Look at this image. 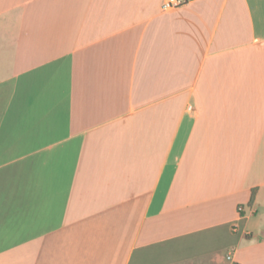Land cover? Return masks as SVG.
Segmentation results:
<instances>
[{
	"label": "crops",
	"instance_id": "0c3cea01",
	"mask_svg": "<svg viewBox=\"0 0 264 264\" xmlns=\"http://www.w3.org/2000/svg\"><path fill=\"white\" fill-rule=\"evenodd\" d=\"M167 1L0 0V264H264V0Z\"/></svg>",
	"mask_w": 264,
	"mask_h": 264
},
{
	"label": "built area",
	"instance_id": "2783aa9c",
	"mask_svg": "<svg viewBox=\"0 0 264 264\" xmlns=\"http://www.w3.org/2000/svg\"><path fill=\"white\" fill-rule=\"evenodd\" d=\"M184 3H186V0H168L167 3L164 5V8L175 9Z\"/></svg>",
	"mask_w": 264,
	"mask_h": 264
},
{
	"label": "trees",
	"instance_id": "16d2710c",
	"mask_svg": "<svg viewBox=\"0 0 264 264\" xmlns=\"http://www.w3.org/2000/svg\"><path fill=\"white\" fill-rule=\"evenodd\" d=\"M255 197H256V191L254 190L252 192V195H251V199H250V202H249V206H253V204L255 202Z\"/></svg>",
	"mask_w": 264,
	"mask_h": 264
}]
</instances>
